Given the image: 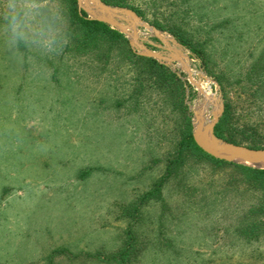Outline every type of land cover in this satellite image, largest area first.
I'll list each match as a JSON object with an SVG mask.
<instances>
[{
  "label": "rangeland",
  "instance_id": "rangeland-1",
  "mask_svg": "<svg viewBox=\"0 0 264 264\" xmlns=\"http://www.w3.org/2000/svg\"><path fill=\"white\" fill-rule=\"evenodd\" d=\"M128 2L142 15L119 7L150 26L188 31L206 59L204 67L184 46L193 79L223 108L231 105L232 121L264 133V0ZM63 7L62 0H0V264H120L129 228L134 250L125 264H264V230L250 242L225 231L245 203L236 197L208 212L199 191L189 196L172 181L162 199L132 209L164 173L186 116L192 125L202 108L207 123L218 105H201L176 60L155 59L183 82L181 96L156 85L135 92L139 69L121 44L113 43L108 60L100 38L87 49L79 38L67 47ZM10 12L18 16L7 23ZM136 29L158 51L147 44L160 43L153 31ZM229 171L194 164L182 183L219 190Z\"/></svg>",
  "mask_w": 264,
  "mask_h": 264
},
{
  "label": "trees",
  "instance_id": "trees-1",
  "mask_svg": "<svg viewBox=\"0 0 264 264\" xmlns=\"http://www.w3.org/2000/svg\"><path fill=\"white\" fill-rule=\"evenodd\" d=\"M43 1V0H33ZM64 2L63 15L67 19L70 34V44L67 47L71 49L74 46V39H78L79 45H84V49L89 47V43L96 44L97 38L103 41L106 45V50L101 52V55L108 60L111 58L110 47L117 42L122 45V52L125 57L132 63L136 64L134 82L136 84L135 92L142 91L146 86L156 85L167 91L171 96L184 92V85L180 78L165 65L158 63L155 59L135 54L129 47L126 38L119 31L111 28L108 24L87 17L86 13L79 9L76 0H62ZM106 4L129 6L137 14L142 15V11L131 5L128 0H102ZM185 1V0H184ZM190 1V0H186ZM18 14L12 12L7 14L5 21L12 23ZM156 28L169 31L176 40L188 48L193 56L197 58L201 64L206 67V59L204 50L199 43L193 39L191 34L181 29L178 26L164 25L159 21L151 22ZM73 40V41H72ZM98 42V41H97ZM77 46V44H75ZM74 46V47H75ZM80 47V48H81ZM91 48V47H90ZM154 83V84H153ZM231 105L225 102L221 116L215 124L213 131L217 137L223 138L233 143H239L240 140L247 138L252 144L250 147H264V133H261L256 125H238L232 121ZM235 124V125H234ZM237 124V125H236ZM206 165L211 171H218L229 168L226 174V180L221 183L218 190L210 188V183H207L202 188H197L193 185L182 183V178H186L187 170L191 169L192 165ZM176 181L178 188L187 189V194L190 196L192 192L199 191L201 193L202 207L208 212L210 206L216 208L215 203H221L225 196L230 195L231 198H238L239 202L243 201L242 209L237 213L235 218L230 222L231 225L225 231L234 230L236 235L247 242L259 238V234L264 230V168H254L242 164L234 163L224 159L213 157L203 151L194 141L191 133L190 115L186 116L184 127L180 132V137L174 143L173 150L165 159L164 173L154 182L153 186L143 192L138 198V204L132 208L134 211H139V207L150 199H162V194L168 184ZM212 189V190H211ZM187 196V195H186ZM244 198H247L244 200ZM201 200L200 203H201ZM240 202V203H241ZM239 205H242L239 204ZM236 203V208L239 207ZM238 206V207H237ZM218 209L221 208L218 206ZM129 239V247H124L119 256V263L125 264L126 259L134 250V235L131 229L127 231ZM133 242V243H132Z\"/></svg>",
  "mask_w": 264,
  "mask_h": 264
},
{
  "label": "water",
  "instance_id": "water-1",
  "mask_svg": "<svg viewBox=\"0 0 264 264\" xmlns=\"http://www.w3.org/2000/svg\"><path fill=\"white\" fill-rule=\"evenodd\" d=\"M76 2L78 8L87 13L88 18L102 21L108 24L110 27H114L115 29L127 35L131 47L136 51L137 54L154 58L164 64H170L174 60L179 61L183 67V70L188 75V80L193 85H195L198 90L200 89L201 85L198 81H195L193 79L187 63V60L190 56L189 54L184 53L183 50L185 49V47L178 41L173 38L163 37L160 34V30H158L154 26H150L144 23L137 16V14L129 8L108 5L102 0H76ZM126 16H129V18H126ZM119 20H123V22L125 23H122ZM137 25H141L153 31L154 36L160 43L148 41L147 44L157 48L158 51L149 48L145 43H143V40L138 37L136 29ZM170 42L178 48L176 49V52H173L171 50V47H169ZM161 43L164 45H162ZM163 50L169 51L168 55H164ZM203 77L205 78V76ZM212 99L214 101V105H218V108L212 111V118L209 119L208 123L204 126L205 129L203 132L199 131L198 124L195 123V120L198 119L199 114H197L196 110H193L191 133L195 143L203 151L212 155L213 157L224 159L234 163L237 162L229 159L226 155L234 157H252L264 161V148H251L244 145H238L223 140L222 138L217 137L214 134L213 128L217 123L220 115L222 114L223 104L219 96H212Z\"/></svg>",
  "mask_w": 264,
  "mask_h": 264
},
{
  "label": "bare ground",
  "instance_id": "bare-ground-1",
  "mask_svg": "<svg viewBox=\"0 0 264 264\" xmlns=\"http://www.w3.org/2000/svg\"><path fill=\"white\" fill-rule=\"evenodd\" d=\"M201 91V95L203 96V100L201 101V105L204 104H208V102H212V97L211 95H209L208 90L205 89V87H203V85H201L200 89ZM199 91V92H200ZM214 103V101L212 102ZM206 104V105H207ZM207 108V107H206ZM197 111V114H199L198 119L195 120V123L198 124V128L200 132L204 131V126L208 123L205 122V119L203 117V109L202 108H198L195 109ZM229 159H232L233 161L237 162V163H241L244 165H249L252 167H262L264 168V161L260 160L258 158H252V157H234V156H230V155H226Z\"/></svg>",
  "mask_w": 264,
  "mask_h": 264
}]
</instances>
